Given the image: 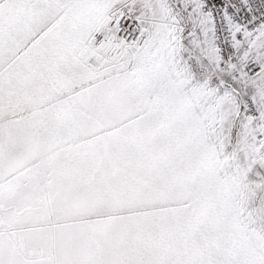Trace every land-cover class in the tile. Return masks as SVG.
<instances>
[{
	"label": "snow or ice",
	"instance_id": "6c2138e0",
	"mask_svg": "<svg viewBox=\"0 0 264 264\" xmlns=\"http://www.w3.org/2000/svg\"><path fill=\"white\" fill-rule=\"evenodd\" d=\"M0 264H264V0H0Z\"/></svg>",
	"mask_w": 264,
	"mask_h": 264
}]
</instances>
